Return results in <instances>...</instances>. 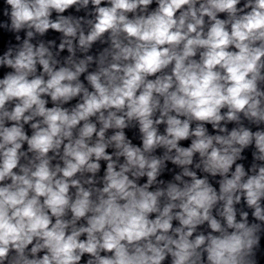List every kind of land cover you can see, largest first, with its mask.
<instances>
[{
	"label": "clouds",
	"instance_id": "obj_1",
	"mask_svg": "<svg viewBox=\"0 0 264 264\" xmlns=\"http://www.w3.org/2000/svg\"><path fill=\"white\" fill-rule=\"evenodd\" d=\"M0 264H264V0H0Z\"/></svg>",
	"mask_w": 264,
	"mask_h": 264
}]
</instances>
